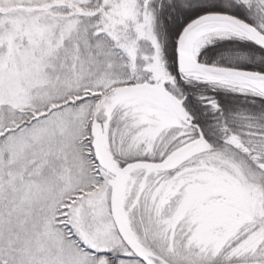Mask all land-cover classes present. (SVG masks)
I'll list each match as a JSON object with an SVG mask.
<instances>
[{
  "label": "snow or ice",
  "instance_id": "obj_1",
  "mask_svg": "<svg viewBox=\"0 0 264 264\" xmlns=\"http://www.w3.org/2000/svg\"><path fill=\"white\" fill-rule=\"evenodd\" d=\"M0 264H264V0H0Z\"/></svg>",
  "mask_w": 264,
  "mask_h": 264
}]
</instances>
